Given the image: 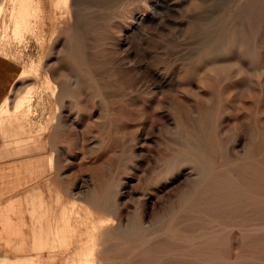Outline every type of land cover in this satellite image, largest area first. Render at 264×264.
Returning a JSON list of instances; mask_svg holds the SVG:
<instances>
[{"label":"rangeland","instance_id":"obj_1","mask_svg":"<svg viewBox=\"0 0 264 264\" xmlns=\"http://www.w3.org/2000/svg\"><path fill=\"white\" fill-rule=\"evenodd\" d=\"M3 2L0 54L27 76L6 109L33 92L55 208L95 195V263L264 264V229L213 238L220 223L264 224V0H70L61 22L39 0L34 35L17 37ZM15 79L0 74L6 93Z\"/></svg>","mask_w":264,"mask_h":264},{"label":"bare ground","instance_id":"obj_2","mask_svg":"<svg viewBox=\"0 0 264 264\" xmlns=\"http://www.w3.org/2000/svg\"><path fill=\"white\" fill-rule=\"evenodd\" d=\"M5 1V0H4ZM10 2L12 0H9ZM14 1V2H13ZM13 7L12 10L9 11L10 13V21L13 24V30L14 33L17 36L22 35L23 33L30 32L33 33L34 35V29L35 27L32 26L33 20L37 17L38 14L41 13V6L40 3L38 2L39 0H13ZM70 0H50V8H51V13H52V20H55V22H61L62 20L65 19L68 11V5H69ZM11 2V3H12ZM42 2V1H41ZM3 0L0 1V10L3 9ZM7 3V2H6ZM5 4V3H4ZM69 16V15H67ZM37 19V18H36ZM41 21V20H39ZM42 23V22H40ZM11 24V25H12ZM35 24V23H34ZM37 26V25H35ZM14 35V36H15ZM24 37V36H23ZM65 39V37H64ZM67 40V39H66ZM72 40V39H71ZM58 41V40H57ZM231 45V44H230ZM72 48V47H71ZM72 53V52H71ZM225 53V52H224ZM73 54V53H72ZM209 54V53H208ZM215 55V54H214ZM212 57V56H211ZM223 60V59H222ZM206 62V61H205ZM217 62V61H215ZM210 65V64H209ZM215 66V65H214ZM212 68V67H211ZM221 68V67H220ZM219 68V69H220ZM222 69V68H221ZM212 70V69H211ZM214 70V69H213ZM218 70V69H217ZM26 71V70H25ZM26 73V72H24ZM22 73V74H24ZM32 74V72H30ZM29 74V73H28ZM47 75V74H46ZM209 75V74H208ZM212 75V74H211ZM23 76V75H22ZM27 77V76H26ZM25 76L21 77L20 80H26ZM210 77V76H209ZM47 78V77H46ZM50 80V79H49ZM48 79H45L43 82V88H45L47 91H50L53 94H55V88L54 86L49 82ZM30 86V85H28ZM24 93L21 98L17 99L13 108H11V112H9L6 108V105L4 104L2 109L0 110V124H11V121H20L21 122H26L27 120L31 117L32 114V101H33V92L31 93ZM30 94L32 96L30 97ZM20 97V96H19ZM40 99V98H39ZM38 99V100H39ZM39 102V101H38ZM39 104V103H38ZM37 108V106H36ZM56 119V118H55ZM32 120V119H31ZM46 121H48L46 119ZM53 121V120H52ZM13 122V123H14ZM20 122V123H21ZM29 122V120H28ZM32 123V122H31ZM47 123V122H44ZM44 123L40 124V128L44 129L43 127L46 128ZM51 123V122H49ZM33 124V123H32ZM13 125V124H11ZM26 125V124H25ZM37 125V123L35 124ZM51 125V124H50ZM30 126V124H29ZM42 126V127H41ZM49 126V125H48ZM47 126V127H48ZM54 126V125H53ZM12 127V126H11ZM18 127V126H17ZM23 126H21L22 128ZM28 127V125H27ZM38 127V126H37ZM20 128V127H19ZM18 128V130H20ZM24 128V127H23ZM22 128V129H23ZM26 128V127H25ZM36 128V127H35ZM21 129V130H22ZM30 130V128L28 127ZM27 129V130H28ZM47 129V128H46ZM17 130V132H19ZM24 130V129H23ZM37 130V129H36ZM26 131V130H25ZM38 131V130H37ZM44 131V130H41ZM27 134L29 131H26ZM44 133H47L46 130ZM19 134V133H18ZM26 135V133H24ZM33 134V133H32ZM36 134V133H34ZM24 135V136H25ZM31 136V135H30ZM33 136V135H32ZM36 136V135H35ZM38 136V135H37ZM36 136V137H37ZM20 137V136H19ZM28 138V137H27ZM9 140V139H7ZM14 140V139H13ZM16 140V138H15ZM39 142V141H38ZM10 143V142H9ZM31 143V142H30ZM11 144V143H10ZM46 144V143H45ZM210 144V143H209ZM22 145V144H21ZM44 145V144H43ZM32 147V146H31ZM198 147V146H197ZM202 146H200L201 148ZM46 148V147H45ZM44 146H41L38 150V154H43L45 152ZM202 149V148H201ZM27 150V149H26ZM16 152V151H15ZM28 152V151H27ZM10 153V151H9ZM15 154V153H14ZM23 154V153H22ZM52 154L51 153L50 157L52 159ZM12 155V154H11ZM35 155V154H34ZM41 156V155H40ZM13 159V156H11ZM39 157V156H38ZM17 161V160H16ZM51 161V160H50ZM246 162V161H245ZM182 165V163H180ZM52 171V169H51ZM49 172V171H48ZM213 173V172H210ZM194 177V176H193ZM158 180V179H157ZM171 180H173L171 178ZM187 182V181H186ZM189 182V181H188ZM223 185V184H222ZM57 188H53L52 190V198H53V209L51 210L49 220L47 222V225L45 226V229H43L44 234L41 235L40 238H43L41 242L38 244V251H46L48 253H51V255L46 256H38L34 259H18L14 257L15 260L9 261L3 259L2 264H96V260L93 259V256L95 255L96 251V242L100 238V232L99 229L104 225V220L103 219H98L95 220L93 219L92 215V210L89 209V206L94 203L96 198L94 196H90V200L86 202H80L78 200H74L72 198L69 199H61L58 203V210L55 208V198L57 195ZM38 191V190H37ZM50 191V190H49ZM48 191V192H49ZM54 191V192H53ZM32 192V191H31ZM116 192V191H114ZM40 193V192H37ZM55 193V194H54ZM103 194V193H102ZM101 194V196H102ZM139 195L144 199L146 202L147 199L150 197L147 192H140ZM30 196V195H29ZM181 196V195H180ZM55 197V198H54ZM140 197V198H141ZM61 198V196H60ZM68 198V197H67ZM58 200V198H57ZM43 201V200H42ZM218 202V201H217ZM39 206L41 205L38 203ZM161 204V203H160ZM179 204V203H178ZM182 204V203H181ZM34 205V203H33ZM99 205V204H98ZM180 205V204H179ZM232 205V204H231ZM42 206V205H41ZM121 206V204H120ZM146 206V203H145ZM189 206V205H188ZM34 207V206H33ZM100 208H102L103 212L104 210H110L113 213V210H118L119 209V204L116 198L110 199L108 202H104L99 205ZM147 207V206H146ZM145 207V208H146ZM97 209V208H96ZM176 209V208H175ZM35 210V209H34ZM190 210V209H189ZM38 211V210H37ZM101 211V210H100ZM35 212V211H34ZM45 212V211H44ZM43 212V214H44ZM120 212V211H119ZM187 212V211H186ZM236 212V211H235ZM174 213V212H173ZM190 213V212H189ZM198 213V212H197ZM39 214V213H38ZM42 214V215H43ZM199 214V213H198ZM41 215V216H42ZM204 215V214H202ZM38 217V216H37ZM47 217V216H46ZM106 217V216H105ZM120 217V216H119ZM137 217V216H136ZM135 217V218H136ZM239 217V216H238ZM45 218V217H44ZM43 218V219H44ZM185 218V217H184ZM237 218V217H235ZM47 220V219H46ZM141 220V219H140ZM221 220V219H220ZM41 221V220H40ZM107 221V219H106ZM135 221V220H134ZM227 221V220H226ZM78 224H77V223ZM109 219L106 222L107 224L109 223ZM112 222V221H111ZM214 222V221H212ZM124 223V222H123ZM127 223V222H126ZM38 224V223H37ZM46 224V222H45ZM77 224V225H76ZM111 224V223H110ZM137 224V223H136ZM106 225V224H105ZM126 225V224H125ZM140 225V224H139ZM214 226V225H213ZM83 227V228H81ZM114 227V226H113ZM135 227V224H134ZM40 229V228H39ZM112 229V228H111ZM209 229V228H208ZM217 230L214 232L213 238H218L219 235L216 234H227V236L233 231L236 230L238 233L242 235H254L264 229V224L263 225H257L254 222H245V221H239L238 223L230 224V223H220L217 227ZM105 229H103L104 231ZM194 230V229H193ZM42 231V233H43ZM109 231V230H108ZM114 236L118 237L119 232H125V230H122V225L119 224L116 229L111 230ZM144 229L141 228L140 232L143 233ZM169 231V230H168ZM188 231V230H187ZM196 231V230H194ZM203 231V230H202ZM40 232V231H38ZM127 232V231H126ZM80 235V237H85L82 242H80L79 247H69L72 246L73 242V237H77V234ZM106 233V232H105ZM170 233V232H169ZM76 234V235H75ZM127 234V233H126ZM161 234V233H159ZM39 235V234H38ZM163 235V234H162ZM157 235H155L156 237ZM103 237V236H102ZM110 237V236H109ZM154 237V236H153ZM260 237V236H259ZM38 238V237H36ZM79 238V236H78ZM126 238V237H125ZM157 238V237H156ZM154 239V238H153ZM38 240V239H37ZM104 239L103 243L105 242ZM109 240V239H108ZM106 240V241H108ZM171 240V239H169ZM186 240V239H185ZM100 241V242H101ZM149 241H152L151 238ZM154 241V240H153ZM142 243L141 246L144 245V240L141 241ZM236 242V241H235ZM37 243V242H36ZM118 243V242H117ZM146 243L147 240H146ZM176 243V242H175ZM178 243V242H177ZM75 244V243H74ZM102 244V243H101ZM123 244V243H122ZM184 244V243H183ZM77 245V244H76ZM103 245V244H102ZM147 245V244H146ZM236 245V244H235ZM104 246V245H103ZM181 246V245H180ZM35 247V246H34ZM33 247V249H34ZM100 247V246H99ZM102 247V246H101ZM126 246H124L125 248ZM146 247V246H145ZM143 248V247H142ZM103 249V248H102ZM36 251V249H35ZM42 251V252H43ZM99 251V250H98ZM102 251V250H100ZM37 252V251H36ZM54 252V253H53ZM135 252V251H134ZM38 253V252H37ZM180 254V253H179ZM100 257V256H99ZM9 258V257H8ZM29 258V257H28ZM246 259V258H245ZM249 260V259H248ZM234 261V260H233ZM105 262V261H104ZM102 264V263H101ZM234 264V263H233Z\"/></svg>","mask_w":264,"mask_h":264},{"label":"crops","instance_id":"obj_3","mask_svg":"<svg viewBox=\"0 0 264 264\" xmlns=\"http://www.w3.org/2000/svg\"><path fill=\"white\" fill-rule=\"evenodd\" d=\"M8 61L7 56L1 53L0 74H15L16 79L14 81L12 80L13 82L8 81L11 82L8 85V93H6L4 88L5 83L0 81V110L5 104V101L9 99V94L15 88L12 87L13 84L19 82L20 78L19 73L21 68L14 71L6 64ZM16 97L17 95L12 99L11 103L8 104L9 112H11V108H13L15 104L13 101ZM28 120L27 123H23L21 120L18 122L12 120L11 124L13 125H6L5 123L0 124V137L3 138V141L0 140V143L3 142V144L0 145V248L4 249L3 245L8 241L10 246L14 247L12 248L13 252H4V250L0 252H4V254L0 256V264L4 262L3 259H9V261L15 260L16 258L34 259L41 255L47 257L52 254V252L48 253L46 251L39 252V247L37 246V248L36 245L42 235L43 229H45V222L48 221L51 210L53 209V198L51 195L53 185L47 182L51 178L53 157L52 159L49 158L51 153L46 151L43 154H38L39 148L44 144L40 136V124H32L31 117ZM21 126L24 127H22L24 130ZM37 126L38 128H35ZM18 128L20 130H18ZM34 128L38 131H33ZM17 130L19 132H17ZM25 130L29 131V133L27 134ZM24 133H26V135ZM35 135L38 136L36 137ZM45 147L47 148L46 145ZM44 154H46V158L38 157ZM11 156H13V159H11ZM38 203L42 206H39ZM26 210L30 211V220L28 219ZM16 241L17 245L15 244ZM57 264H59V262Z\"/></svg>","mask_w":264,"mask_h":264}]
</instances>
